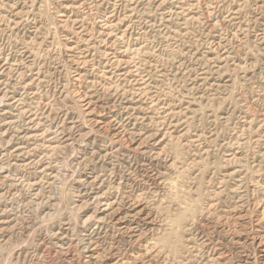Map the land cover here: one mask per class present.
Returning a JSON list of instances; mask_svg holds the SVG:
<instances>
[{"label":"rangeland","instance_id":"374dc122","mask_svg":"<svg viewBox=\"0 0 264 264\" xmlns=\"http://www.w3.org/2000/svg\"><path fill=\"white\" fill-rule=\"evenodd\" d=\"M0 65V264H264V0H0Z\"/></svg>","mask_w":264,"mask_h":264},{"label":"bare ground","instance_id":"6f19581e","mask_svg":"<svg viewBox=\"0 0 264 264\" xmlns=\"http://www.w3.org/2000/svg\"><path fill=\"white\" fill-rule=\"evenodd\" d=\"M181 1V0H180ZM188 2V1H187ZM190 3V2H189ZM116 4V3H115ZM192 4V3H191ZM196 4V3H195ZM180 6V5H179ZM183 8V7H182ZM179 9V8H178ZM177 11H179V10H177ZM115 15V14H114ZM113 15V16H114ZM116 16V15H115ZM112 17V16H111ZM103 18V17H102ZM119 18V17H118ZM168 19V18H167ZM103 21V20H102ZM167 21V20H166ZM117 22V21H116ZM115 22V23H116ZM96 23V22H95ZM101 24H104V23H101ZM113 24V23H112ZM109 25V24H108ZM103 27V26H102ZM133 28V27H132ZM176 28V27H175ZM213 28V27H212ZM110 29V28H109ZM114 29V28H113ZM112 29V30H113ZM149 29V28H148ZM106 31V30H105ZM103 32V31H102ZM107 33V32H106ZM114 33H116V32H114ZM130 33V32H129ZM115 35V34H114ZM99 36V35H98ZM108 36V35H107ZM117 36V35H116ZM111 37V36H110ZM118 37V36H117ZM125 37V36H124ZM101 38V37H100ZM105 38V37H104ZM120 39V38H119ZM104 40V39H103ZM108 40H110V39H108ZM105 41V40H104ZM100 42H102V40L100 41ZM123 42V41H122ZM218 44V43H217ZM86 45V44H85ZM89 45V44H88ZM121 45V44H120ZM127 45V44H126ZM90 46H92L91 44H90ZM124 46V45H123ZM104 48V47H103ZM111 48V47H110ZM127 48V47H126ZM130 48V47H129ZM79 49V48H78ZM88 49V48H87ZM92 49V48H91ZM138 49V48H137ZM116 50V49H115ZM121 50H122V47H121ZM80 51V50H79ZM103 51V50H102ZM105 51V50H104ZM118 52H120V51H118ZM108 53V52H107ZM84 55V54H83ZM104 55V54H103ZM78 56V55H77ZM82 56V55H81ZM117 56V55H116ZM84 57V56H83ZM120 59H122V58H120ZM87 60V59H86ZM119 60V59H118ZM104 65V64H103ZM1 66V65H0ZM4 68V67H3ZM118 68V67H117ZM109 70V69H108ZM105 71V70H104ZM107 71V70H106ZM6 72V71H5ZM78 72V71H77ZM126 72V71H125ZM121 73V72H120ZM89 75V74H88ZM106 76H107V74H106ZM110 76H112V75H110ZM104 77V76H103ZM114 77V76H113ZM106 79V78H105ZM3 85V84H2ZM139 93V92H138ZM32 119V118H31ZM141 119V118H140ZM45 120V119H44ZM13 121V120H12ZM47 121V120H46ZM52 121V120H51ZM34 122V121H33ZM43 122V121H42ZM18 123V122H17ZM33 124V123H32ZM54 125V124H53ZM31 126V125H30ZM29 126V127H30ZM51 128H53L52 126H50L49 127V130H51ZM46 129V128H45ZM53 130V129H52ZM55 130V129H54ZM57 131V130H56ZM63 134V133H62ZM52 136V135H51ZM64 139V138H63ZM60 143V142H59ZM141 150V149H140ZM139 152V151H138ZM155 156V155H154ZM1 160V159H0ZM23 160V159H22ZM12 162V161H11ZM16 163V162H15ZM1 164V163H0ZM5 164V163H4ZM18 164V163H17ZM11 165V164H10ZM20 171V170H19ZM32 183V182H31ZM21 186V185H20ZM15 189V188H14ZM89 241V240H88ZM241 242V241H240ZM111 249V248H110ZM118 253V252H117ZM242 254V253H241ZM90 257V256H89ZM94 257V256H93ZM92 257V258H93ZM121 261V260H120ZM128 262V261H127ZM126 262L125 261H123L122 262V264H125Z\"/></svg>","mask_w":264,"mask_h":264}]
</instances>
